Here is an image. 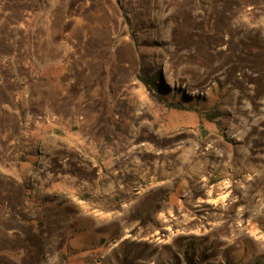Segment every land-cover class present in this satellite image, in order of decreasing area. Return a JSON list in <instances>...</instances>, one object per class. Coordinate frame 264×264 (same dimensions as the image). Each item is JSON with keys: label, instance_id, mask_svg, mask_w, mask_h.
<instances>
[{"label": "rangeland", "instance_id": "rangeland-1", "mask_svg": "<svg viewBox=\"0 0 264 264\" xmlns=\"http://www.w3.org/2000/svg\"><path fill=\"white\" fill-rule=\"evenodd\" d=\"M0 264H264V0H0Z\"/></svg>", "mask_w": 264, "mask_h": 264}, {"label": "trees", "instance_id": "trees-1", "mask_svg": "<svg viewBox=\"0 0 264 264\" xmlns=\"http://www.w3.org/2000/svg\"><path fill=\"white\" fill-rule=\"evenodd\" d=\"M140 80L146 85L148 88H153V83L144 77H140Z\"/></svg>", "mask_w": 264, "mask_h": 264}]
</instances>
